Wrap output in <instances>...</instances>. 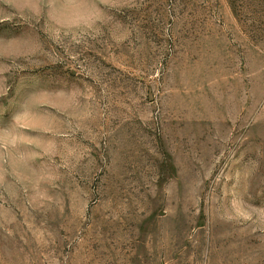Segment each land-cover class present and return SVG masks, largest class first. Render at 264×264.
Segmentation results:
<instances>
[{
  "label": "rangeland",
  "instance_id": "obj_1",
  "mask_svg": "<svg viewBox=\"0 0 264 264\" xmlns=\"http://www.w3.org/2000/svg\"><path fill=\"white\" fill-rule=\"evenodd\" d=\"M0 264H264V0H0Z\"/></svg>",
  "mask_w": 264,
  "mask_h": 264
}]
</instances>
